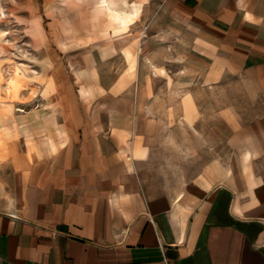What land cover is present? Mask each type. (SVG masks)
I'll list each match as a JSON object with an SVG mask.
<instances>
[{"label":"crops","instance_id":"1","mask_svg":"<svg viewBox=\"0 0 264 264\" xmlns=\"http://www.w3.org/2000/svg\"><path fill=\"white\" fill-rule=\"evenodd\" d=\"M42 5L89 59L0 145V264H264V0Z\"/></svg>","mask_w":264,"mask_h":264},{"label":"rangeland","instance_id":"2","mask_svg":"<svg viewBox=\"0 0 264 264\" xmlns=\"http://www.w3.org/2000/svg\"><path fill=\"white\" fill-rule=\"evenodd\" d=\"M42 3L0 0L1 146L11 137L24 146L52 148L51 141L60 144L66 136L57 131L53 97L77 74L80 77L81 72L73 70L71 63L79 67L89 59V55L79 53L81 41L89 39L66 35L58 23L47 18L49 11ZM64 8L71 17L76 7ZM83 8L95 12L93 6ZM114 8L120 7L115 4ZM138 8L131 2L128 12Z\"/></svg>","mask_w":264,"mask_h":264}]
</instances>
